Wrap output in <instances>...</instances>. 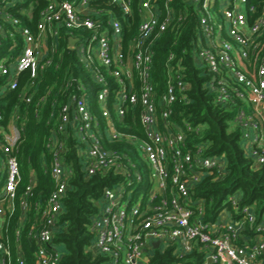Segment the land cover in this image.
<instances>
[{"label":"built area","instance_id":"1","mask_svg":"<svg viewBox=\"0 0 264 264\" xmlns=\"http://www.w3.org/2000/svg\"><path fill=\"white\" fill-rule=\"evenodd\" d=\"M92 1L47 0L37 32L0 9V16L16 26L24 39L16 57L0 61L1 88L17 89L25 71L27 88H36L47 66L58 67L54 55L62 29L97 87L90 88L81 77L70 75L61 84L66 99L52 101L49 120L55 119L56 125L46 146L55 188L44 202L34 205L28 236L36 242L35 264H61L62 252L54 235L60 228L59 215L73 172L66 157L71 138L87 175L111 170L123 177L104 188L91 224L95 235L91 249L106 256V264H148L157 248L155 242L158 247L175 246L179 256L199 244L206 251L204 264H264V217L258 221L250 206L240 209L239 197L233 195L231 210L208 222L202 202L192 199V189L206 174L225 173L226 158L208 155L203 144L191 143L189 133L194 128L190 122L171 120L175 103L187 100L191 89L182 59L169 54L163 92L156 90L152 78L156 39L170 26H179L190 12L196 13L193 60L206 75L204 86L214 94L216 105L236 111L234 124L242 131L246 154L255 166L264 165V0H185L179 8L172 5L173 0L162 4L139 0L141 21L127 47L121 21L93 7ZM113 1L126 14L132 12L131 0ZM7 34L0 22V45ZM71 38L77 41L72 44ZM32 96L22 98L29 103ZM45 100L41 96L39 103ZM130 113L135 124L138 119L142 134L132 131V124L125 121ZM24 131L17 116L6 128L0 126V264H26L18 236L38 182L34 171L26 197L20 200L15 250L5 237L22 181L15 152ZM115 143L125 145L112 147ZM140 189L144 192L138 193ZM223 212L227 219L222 218Z\"/></svg>","mask_w":264,"mask_h":264},{"label":"trees","instance_id":"2","mask_svg":"<svg viewBox=\"0 0 264 264\" xmlns=\"http://www.w3.org/2000/svg\"><path fill=\"white\" fill-rule=\"evenodd\" d=\"M72 1V0H71ZM185 0H173L172 5L179 8ZM161 4L164 0H160ZM139 0H131L132 12L126 14L119 2L113 0H93L92 6L103 8L115 15L124 28V42L127 47L129 40L137 33L141 16ZM47 5V0H0V9L20 20V25L29 27L37 32V24L41 12ZM8 33L0 45V61L5 57H16L24 45V39L17 32V27L0 16ZM12 33V35H11ZM55 53L56 65L45 68L38 78L36 88H27L29 74L22 72L19 76L17 89H3L0 87V126L7 127L17 116V121L24 126V134L15 154L21 164L22 181L17 190L16 209L8 218L6 239L15 250L17 244L16 229L20 224V200L25 196V190L30 183L31 172L37 175V185L30 197L28 218L21 227L19 237L20 246L26 258V264H35L36 242L29 238L28 230L34 220V205L37 201L44 202L55 188L51 177V154L46 146L47 140L55 128V119H50L52 101L66 99L67 92L61 89V84L70 75L81 77L90 88H97L78 62L76 52L69 47L68 35L61 30ZM64 35V36H63ZM198 35L197 15L190 12L179 26H170L155 41V51L152 78L156 90H165L168 77L167 60L171 52L177 54V60L182 59L185 67V80L190 82L187 100H179L173 108L171 120L176 124L190 122L194 128L190 134L193 144L201 143L208 155H223L226 158V171L219 175L217 171L206 174L192 189L191 196L195 201H201L204 207V219L215 222L225 209L232 208L230 196L239 197L240 209L245 206L253 208L257 220L264 217V165L255 166L254 160L245 152L242 143V131L234 124L236 111L216 105L214 94L205 88L206 75L193 60V50ZM176 63V62H174ZM4 78L0 79V84ZM33 94L32 101L27 103L22 95ZM45 96L44 103H39L40 97ZM39 103V104H38ZM96 108L95 101L92 104ZM133 114L126 116L125 121L133 126L132 131L142 134L138 119L132 120ZM137 117V116H136ZM129 123V124H130ZM67 161L72 167L70 186L63 199V210L59 215V229L54 235V243L62 246L61 264H104L107 257L94 252L91 247L95 235L91 230L94 216L99 211L103 190L113 186L123 177L113 171L97 172L87 175L83 164L74 149V141L69 140ZM125 144H110L112 147L123 148ZM129 148V146H126ZM0 148V156L2 155ZM206 251L201 245L184 256H179L175 246L157 247L148 258V264H204Z\"/></svg>","mask_w":264,"mask_h":264},{"label":"crops","instance_id":"3","mask_svg":"<svg viewBox=\"0 0 264 264\" xmlns=\"http://www.w3.org/2000/svg\"><path fill=\"white\" fill-rule=\"evenodd\" d=\"M37 176V175H36ZM29 216V215H28ZM222 216V218L223 219H227L228 218V215H226L224 212H223V214L221 215ZM250 232V231H249ZM247 234H248V232H247ZM250 235H252V236H254L255 237V235H254V233L253 232H251V233H249ZM246 237V236H245ZM247 238V237H246ZM60 247V250H61V252H63L62 251V246H59ZM153 252V251H152ZM152 252L150 253V254H152ZM151 256V255H150ZM104 264H106V263H104Z\"/></svg>","mask_w":264,"mask_h":264},{"label":"water","instance_id":"4","mask_svg":"<svg viewBox=\"0 0 264 264\" xmlns=\"http://www.w3.org/2000/svg\"><path fill=\"white\" fill-rule=\"evenodd\" d=\"M76 41H77V38H71V39H70V42H71L72 44H74ZM154 246H155V247H158V246H159V242H155V243H154ZM146 258H147V257H146ZM209 261H210V259H209Z\"/></svg>","mask_w":264,"mask_h":264},{"label":"rangeland","instance_id":"5","mask_svg":"<svg viewBox=\"0 0 264 264\" xmlns=\"http://www.w3.org/2000/svg\"><path fill=\"white\" fill-rule=\"evenodd\" d=\"M133 189H134V188H133ZM143 192H144L143 189L138 190V193H143Z\"/></svg>","mask_w":264,"mask_h":264}]
</instances>
